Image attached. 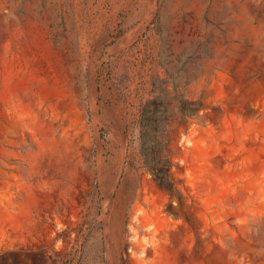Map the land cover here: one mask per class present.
<instances>
[{"label":"rangeland","instance_id":"obj_1","mask_svg":"<svg viewBox=\"0 0 264 264\" xmlns=\"http://www.w3.org/2000/svg\"><path fill=\"white\" fill-rule=\"evenodd\" d=\"M0 264H264V0H0Z\"/></svg>","mask_w":264,"mask_h":264}]
</instances>
